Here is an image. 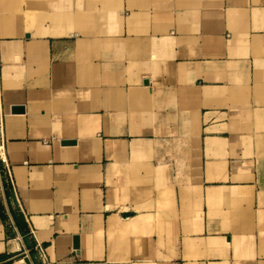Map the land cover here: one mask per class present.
Masks as SVG:
<instances>
[{
    "label": "crops",
    "instance_id": "crops-1",
    "mask_svg": "<svg viewBox=\"0 0 264 264\" xmlns=\"http://www.w3.org/2000/svg\"><path fill=\"white\" fill-rule=\"evenodd\" d=\"M0 154V264H264V0H2Z\"/></svg>",
    "mask_w": 264,
    "mask_h": 264
},
{
    "label": "built area",
    "instance_id": "built-area-1",
    "mask_svg": "<svg viewBox=\"0 0 264 264\" xmlns=\"http://www.w3.org/2000/svg\"><path fill=\"white\" fill-rule=\"evenodd\" d=\"M0 157H1V154H0ZM6 172H7L8 178L10 179V181H12V179H11V173H10V171H9V169L7 167H6ZM39 252H40V254L42 256L44 255V250L41 247H39Z\"/></svg>",
    "mask_w": 264,
    "mask_h": 264
},
{
    "label": "rangeland",
    "instance_id": "rangeland-1",
    "mask_svg": "<svg viewBox=\"0 0 264 264\" xmlns=\"http://www.w3.org/2000/svg\"><path fill=\"white\" fill-rule=\"evenodd\" d=\"M0 2H1L0 4H2V0H0ZM30 14H31V12H30ZM25 15H26L25 18H27V19H31V20L33 19V16H34V18H35V17H38V15L35 14V13H32L31 16H29V17L27 16V14H25ZM40 17H41V15H39L38 18H40Z\"/></svg>",
    "mask_w": 264,
    "mask_h": 264
},
{
    "label": "water",
    "instance_id": "water-1",
    "mask_svg": "<svg viewBox=\"0 0 264 264\" xmlns=\"http://www.w3.org/2000/svg\"><path fill=\"white\" fill-rule=\"evenodd\" d=\"M16 108H17V107H12V108H11V112H12V113H18L19 110L16 109ZM20 111H21V109H20ZM63 144L65 145V144H68V143H63ZM75 248H76V247H75Z\"/></svg>",
    "mask_w": 264,
    "mask_h": 264
}]
</instances>
